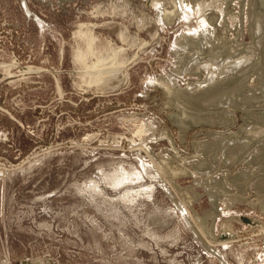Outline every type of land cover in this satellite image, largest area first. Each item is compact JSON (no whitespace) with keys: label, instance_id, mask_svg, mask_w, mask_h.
<instances>
[{"label":"rangeland","instance_id":"rangeland-1","mask_svg":"<svg viewBox=\"0 0 264 264\" xmlns=\"http://www.w3.org/2000/svg\"><path fill=\"white\" fill-rule=\"evenodd\" d=\"M152 3L0 0V264H264V7Z\"/></svg>","mask_w":264,"mask_h":264},{"label":"bare ground","instance_id":"bare-ground-1","mask_svg":"<svg viewBox=\"0 0 264 264\" xmlns=\"http://www.w3.org/2000/svg\"><path fill=\"white\" fill-rule=\"evenodd\" d=\"M166 1H168V3L169 2H173V0H152V4L156 7L157 6V8H158V11H161V13L163 12V10H165L166 9V7H165V2ZM195 1H199V0H195ZM203 1V0H202ZM173 4H175V3H173ZM200 4H202V2H200ZM182 5V4H181ZM203 5H206V4H203ZM215 5V4H214ZM179 6V5H178ZM199 6V5H198ZM171 7H173V5H171ZM206 7V6H205ZM214 8L215 7H213L212 9L214 10ZM180 9V8H179ZM181 9H183L182 7H181ZM206 9V8H205ZM209 9H210V7H209ZM208 9V10H209ZM218 9H219V7H218ZM199 10H201V9H199ZM211 10V9H210ZM220 10V9H219ZM176 11V10H175ZM198 11V10H197ZM202 11V10H201ZM205 10H203L202 12H204ZM215 11V10H214ZM165 12V11H164ZM200 12V11H199ZM216 12V11H215ZM217 13V12H216ZM216 13H214V12H212V11H208V12H206L205 14H202V16L203 17H205V19L207 20V21H210V22H212V20H215V19H217V14ZM167 14V13H166ZM191 15V14H190ZM179 16V15H178ZM169 17V16H168ZM192 18V17H191ZM202 18V17H201ZM204 19V18H203ZM206 20H204L205 22H206ZM203 22V21H202ZM89 37H92V36H89ZM185 38V37H184ZM186 39H187V41L188 42H195L196 40H197V35H196V33H194V32H192V34H190V35H187V37H186ZM93 42H94V38L92 37V39H91ZM91 40H90V42H91ZM136 42V41H135ZM139 43H140V46H141V48L142 47H144V46H147V44H145V42H140L139 41ZM234 43V42H233ZM90 44H92V42L90 43ZM93 45V44H92ZM195 45V44H194ZM130 46V45H129ZM243 46V45H242ZM92 47L93 46H91V45H89L88 46V48H89V52L90 51H92L91 49H92ZM213 49L214 50H216V51H219V50H221L222 48H215V47H213ZM236 49V48H235ZM124 52H126V50L123 48V49H118V50H113L112 51V54L110 55V54H108L107 55V57H108V59L110 60V61H113L114 63H117L118 64V66L120 67V66H122V71L124 72V70L130 65V63H129V61H122V62H120V57L123 55V53ZM139 52H141V51H139ZM248 51H246V53H247ZM82 54H84L83 52H81ZM237 53V52H236ZM249 53V52H248ZM247 53V54H248ZM249 56H251V55H249ZM248 57V56H247ZM246 57V58H247ZM127 60V59H126ZM247 62V61H246ZM249 62V61H248ZM245 63V62H244ZM206 65V64H205ZM210 68V67H209ZM125 78V77H124ZM146 132H149V129L147 128V126H146V128L144 127L143 128V130H142V133H146ZM140 133V132H139ZM247 133V132H246ZM248 137H250V136H248ZM245 138H247V137H245ZM253 138V137H252ZM160 165V164H159ZM162 165V164H161ZM164 166V165H163ZM165 168H167V167H165ZM165 168L163 169V170H165ZM170 169V168H169ZM171 170V169H170ZM166 171H167V169H166ZM164 172V171H163ZM167 173H169V172H167ZM172 172H170V174H171ZM169 174V175H170ZM173 175V174H172ZM175 175V174H174ZM173 175V176H174ZM177 175V174H176ZM170 177V176H169ZM183 193H184V191H183ZM185 196H186V194H185ZM264 232V231H263Z\"/></svg>","mask_w":264,"mask_h":264},{"label":"crops","instance_id":"crops-1","mask_svg":"<svg viewBox=\"0 0 264 264\" xmlns=\"http://www.w3.org/2000/svg\"><path fill=\"white\" fill-rule=\"evenodd\" d=\"M123 49V48H120ZM92 53V52H90ZM92 55V54H91ZM79 58H81V62L83 58L87 59L86 54H80ZM107 58V57H106ZM83 65L85 66L83 69L84 72V76H88L89 78L91 77L93 80V83L96 84H102V83H107L108 81H110L111 79H121V75L123 77V71H122V66H118L117 63H111L107 60H105V62H101L100 60L97 61L96 63L93 64L94 68H91L90 66H87L86 63H83ZM90 78V80H91ZM102 82V83H100Z\"/></svg>","mask_w":264,"mask_h":264},{"label":"water","instance_id":"water-1","mask_svg":"<svg viewBox=\"0 0 264 264\" xmlns=\"http://www.w3.org/2000/svg\"><path fill=\"white\" fill-rule=\"evenodd\" d=\"M258 6L262 9L264 7V0H258Z\"/></svg>","mask_w":264,"mask_h":264}]
</instances>
